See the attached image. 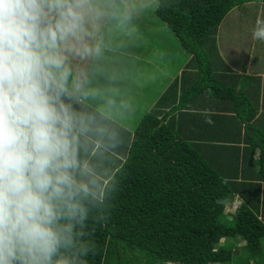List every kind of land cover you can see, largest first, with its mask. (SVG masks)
Masks as SVG:
<instances>
[{
	"label": "trees",
	"instance_id": "obj_1",
	"mask_svg": "<svg viewBox=\"0 0 264 264\" xmlns=\"http://www.w3.org/2000/svg\"><path fill=\"white\" fill-rule=\"evenodd\" d=\"M255 1L155 0L148 17L191 58L137 125L104 218L87 224L88 264H264V80L231 73L217 41L227 14ZM186 115L197 130L184 137Z\"/></svg>",
	"mask_w": 264,
	"mask_h": 264
},
{
	"label": "clouds",
	"instance_id": "obj_2",
	"mask_svg": "<svg viewBox=\"0 0 264 264\" xmlns=\"http://www.w3.org/2000/svg\"><path fill=\"white\" fill-rule=\"evenodd\" d=\"M153 0H0V264H88L116 184L96 79ZM264 42V16L251 29ZM99 101L101 108H92Z\"/></svg>",
	"mask_w": 264,
	"mask_h": 264
},
{
	"label": "rangeland",
	"instance_id": "obj_3",
	"mask_svg": "<svg viewBox=\"0 0 264 264\" xmlns=\"http://www.w3.org/2000/svg\"><path fill=\"white\" fill-rule=\"evenodd\" d=\"M257 4L259 5V2H257ZM153 5H155V0H153ZM153 9L154 7L152 10ZM257 11L258 9L254 10L252 15H257ZM238 12V16L242 18V20H235V17L232 15L224 20L223 24L225 30L220 33L221 35L218 36L217 41H219V46L221 45L220 48L222 52L224 51L222 57H224L229 65L225 61L224 62L230 67V69L234 63L236 65H239L240 63L241 65L244 64L245 67L252 66V68L255 69L254 66L259 67L261 63H264V48L261 44L263 42L252 39L251 29L255 21L253 16L246 18L248 14L247 12ZM154 21L160 22V20L157 18H155ZM161 26L163 29H161ZM167 27L168 26L164 22L158 25L157 29L155 30V33L158 34L157 36L164 37L166 34L167 35L160 41L158 45L153 48L152 45L155 44V41H151V39L145 34L140 35L142 41L144 42V47L150 46L151 51L149 54L145 49L141 48L138 41L132 40L131 42L128 41L123 47L128 50V47L131 44L132 47L134 46L136 48V52L135 49H129L128 57H124V54L119 57L121 63L125 61L130 72L133 73L136 71V73L134 72L136 75H129V80H131V83L133 84L130 86V83H128L126 80H122L118 89L122 98H127V96H130L135 101V103L139 105L136 109H133L134 112L138 111L139 116L147 113V111L151 109L152 105L157 102L158 96L163 93L166 86L169 84L170 73L169 70L162 67V63L168 67H174V71L177 72L179 69L185 67L186 62L190 57H188V52L181 46L174 33ZM172 36L173 39L170 40ZM123 47H121L122 50ZM236 49L238 50L239 54L237 52L232 53V51ZM258 51L261 53L260 55H258ZM243 54L247 56L250 55L248 64L246 63L247 60L244 59ZM135 58H137L136 61ZM135 66L137 69H135ZM218 68L224 73H228V71H225L227 68L222 66H219ZM260 69L261 68L258 70ZM174 71L171 73L172 76L174 75ZM178 75L179 74H176V76ZM123 104H126V102L124 101ZM237 202V199H235L234 203ZM225 211L229 214L234 212L232 206L229 205ZM220 242L222 244L224 243V240H221ZM244 244V240L238 238L234 239V252H238L244 246Z\"/></svg>",
	"mask_w": 264,
	"mask_h": 264
},
{
	"label": "crops",
	"instance_id": "obj_4",
	"mask_svg": "<svg viewBox=\"0 0 264 264\" xmlns=\"http://www.w3.org/2000/svg\"><path fill=\"white\" fill-rule=\"evenodd\" d=\"M257 2H259V5L257 4ZM256 9H258V11H257L258 14L252 15V12ZM238 11L247 12L248 14H247L246 18L253 16V18L256 19V17L258 15L263 16L264 0H258L255 2H247L246 4L243 5V8H241L240 6L235 7L234 9H232L227 14V16L225 17L224 20L229 18L231 15L235 17V20H242V18H240L238 16L239 15ZM223 21L219 25L217 37L219 35H221L220 33L225 30ZM159 24H160L159 22L154 21V18H151L148 16L142 18L138 22L137 34L133 39L130 40V42L132 40L138 41L140 43L141 48L145 49L149 54V52L151 51L150 46L144 47V42L142 41L140 35L145 34L151 39V41H155V44L152 45V48L155 47L167 35L166 34L164 37H158L157 36L158 34L155 33L156 32L155 30L157 29ZM161 29H163L162 26H161ZM171 39H173V36L170 38V40ZM261 44L263 45V48H264V42ZM220 46H219V41H218V49H219L220 55L222 57L224 51L222 52ZM128 48L132 49V50L135 49V52H136V48L134 46L132 47L131 44L129 45ZM128 50H126L124 47H123V50H122V48H118L116 51H114L110 55L106 64L104 66H102L101 72H100V74H98L97 79H96V86L101 90L102 93L104 92V90L111 88L114 91L118 90V95L120 96V91H119L118 87H119V85H121L122 80H126L128 83H130L129 84L130 86L133 84V83H131V80H129V75H136V74H134V72L136 73V71H134L133 73L130 72V70L127 68L125 61H123V63H121V60L119 59V57H121V55H123V54H124L123 55L124 57H128ZM233 52H237L239 54L237 49L233 50L232 53ZM257 53H258V55L261 54L259 51ZM187 54H189V53H187ZM189 56H190V54L188 55V57ZM243 56H244V59L247 60L246 63L248 64V61L250 60L249 59L250 55L247 56V55L243 54ZM190 58H191V56L187 60L186 64L189 62ZM222 58H223V61L228 63L224 59V57H222ZM136 60H137V58H135V61ZM186 64H185V66H186ZM228 65H229V63H228ZM162 67L169 70L170 80H169L168 86H166L163 93H161V95L158 96V100L163 96V94H165L168 91V89L171 86V83H174V81L176 79V74H179L178 76H180L182 71L185 69V67H183L176 72V71H174V67H168V66L164 65L163 63H162ZM231 67L234 68V69L231 68V70H232L231 73H233V74L241 75L242 77L245 75L249 76V77H251V76L252 77H259L261 81L264 80V63H261L259 65V67L254 66L255 69H253L252 66L251 67H245L244 64L241 65V63L239 65H236L234 63ZM259 68H261V69L258 70ZM135 69H137L136 66H135ZM173 71H174V73H173L174 75L172 76L171 73ZM232 81L237 82L238 80L235 77H233ZM133 89H135V88H133ZM123 101H125L126 104H123L122 107L120 108V110L108 113L107 114L108 119L106 121H104V126L107 127L114 135V141H113L114 146L111 147L106 152L105 160L103 161V163L113 173H115L121 167L122 163L127 158L129 146H130L131 142L133 141L135 129H136L137 125L139 124L142 116L145 114L144 113L143 115L139 116L138 111H136V112L133 111V109H136L139 105H137L135 103V101L130 96H127V98L123 97ZM154 104L152 105V107L154 106ZM133 105H137V106H133ZM216 105H217V103H215L214 106H216ZM91 107L92 108H101L100 102L99 101L91 102ZM219 107L220 106H218L217 108L209 107V109L206 107H203L201 109V112L205 113L206 110H212L211 112H213V115H217V114H220L219 113L220 110L222 111V109H220L221 107L220 108ZM101 110H103V109L101 108ZM191 117L193 118V116H191ZM173 118H179L178 113H176ZM198 119L201 122L206 121L205 122L206 124L204 123L205 125L209 124L208 121L213 120L212 118H209V117L206 118L205 116L198 117ZM190 122H191L190 116L186 115V116H183V118H180L178 123L177 122L175 123L178 125V127H177L178 132L184 137L188 135V131L193 130V132L195 134V132L197 130L196 127H194V126L192 127V125H190ZM192 135H193V133H192Z\"/></svg>",
	"mask_w": 264,
	"mask_h": 264
}]
</instances>
